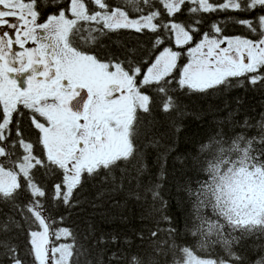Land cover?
I'll return each mask as SVG.
<instances>
[{"label":"snow or ice","instance_id":"snow-or-ice-1","mask_svg":"<svg viewBox=\"0 0 264 264\" xmlns=\"http://www.w3.org/2000/svg\"><path fill=\"white\" fill-rule=\"evenodd\" d=\"M230 9L262 14L236 20L247 36H225L218 23L201 33L203 13ZM120 30L153 33L151 48L123 56L98 51L102 37ZM182 55L188 60L179 64ZM245 83L264 89V0H0V205L12 212L0 211V258L103 264L94 252L99 241L59 226L64 217L54 218L49 205L73 206L74 190L99 179L113 190L134 181L130 194L149 204L155 222L147 249L114 252L109 264H245L236 248L249 237L264 238V114L255 124L246 118L232 135L218 128L193 158L206 178L195 188L191 181L177 184L191 201L184 223L198 241L191 246L177 242L167 213L166 165L175 149L162 143L157 118L184 115L177 87L206 92ZM24 119L35 137L25 136ZM148 149L157 152L154 179ZM174 161L183 175L185 158ZM49 176L57 178L51 191ZM13 232L26 234L23 250ZM258 248L264 253V244ZM250 264H264V254Z\"/></svg>","mask_w":264,"mask_h":264},{"label":"trees","instance_id":"trees-1","mask_svg":"<svg viewBox=\"0 0 264 264\" xmlns=\"http://www.w3.org/2000/svg\"><path fill=\"white\" fill-rule=\"evenodd\" d=\"M114 2L120 3V0H114ZM260 14L262 13L259 10L240 12L231 9L203 13L200 31L201 33L209 31L213 23H218L225 36H247L249 33L246 27L236 23V20L252 18ZM177 16L180 20L189 18L187 14H177ZM153 36L154 34L149 31L136 33L133 30H120L102 37L101 43L104 47L99 48L98 51L118 56H123L129 49H136L137 53H140L151 48ZM199 39L198 33L194 40ZM166 46L176 50L174 44L167 41ZM187 60V56L182 55L179 64L187 63ZM176 94L180 103L179 111L184 115L173 112L171 119L165 121L164 117L157 113V118L161 120L160 132L165 134L162 143L171 145L175 149L168 157L163 194L169 201L167 213L174 217L179 230L177 242L191 246L198 242L197 238L186 233L184 227L185 218L191 211V201L184 192H177V184L191 181L192 187L195 188L197 180L206 178L205 174L199 171L202 165L195 164L193 158L199 155V146L205 143L218 128H223L228 135H232L234 132L242 131L239 124L246 118L253 124L261 118L264 114V89L252 88L245 83L244 86L209 89L206 92L189 91L186 88L177 87ZM177 126L180 128L179 132L176 131ZM22 129L25 136L35 137V132L30 128L27 119L22 121ZM254 131V129L249 131V135L254 134ZM176 156L185 158L187 162L188 166L183 175L179 171L181 165L174 161ZM156 157V150L148 149L147 159L153 179L159 172V165L155 163ZM56 179L54 176L45 179L48 191H51ZM144 180L147 181L148 177ZM135 190L134 181L131 184L125 182L122 188L113 190L107 182L101 183L99 179H88L81 187L74 190L73 206L49 201L51 215L57 220L61 216L64 217L63 225L59 226L70 227L81 236L88 234L92 241H99L94 252L103 257V264H109L108 258L112 253L115 252L118 256H131L143 252L151 242L149 230L154 228L155 222L148 216L149 204L143 200L138 201L134 195L130 194ZM27 199V195L21 197V201H27ZM76 200L78 203L75 202ZM0 211L12 214L10 207L5 205H0ZM17 219L20 217L17 216ZM163 226L161 224V227ZM12 235L16 237L13 243L18 244L23 250L27 243L26 234L13 232ZM260 244H264V238L249 237L244 246L236 248V251L245 257V264H250L258 255L264 254L258 248ZM215 252L223 255L219 246L215 248ZM0 264H8V261L0 258ZM121 264H127V261L121 260Z\"/></svg>","mask_w":264,"mask_h":264},{"label":"flooded vegetation","instance_id":"flooded-vegetation-1","mask_svg":"<svg viewBox=\"0 0 264 264\" xmlns=\"http://www.w3.org/2000/svg\"><path fill=\"white\" fill-rule=\"evenodd\" d=\"M51 10H52L51 8H45L44 9L45 12H48V11H51ZM9 31H11V30H9Z\"/></svg>","mask_w":264,"mask_h":264}]
</instances>
